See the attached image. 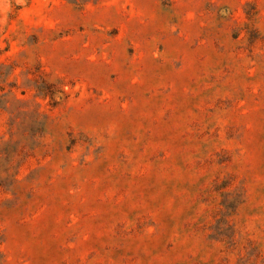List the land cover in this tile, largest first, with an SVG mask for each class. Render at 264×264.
<instances>
[{
	"label": "rangeland",
	"instance_id": "obj_1",
	"mask_svg": "<svg viewBox=\"0 0 264 264\" xmlns=\"http://www.w3.org/2000/svg\"><path fill=\"white\" fill-rule=\"evenodd\" d=\"M0 264H264V0H0Z\"/></svg>",
	"mask_w": 264,
	"mask_h": 264
}]
</instances>
